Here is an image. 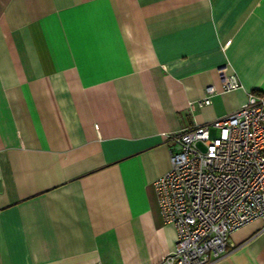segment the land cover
<instances>
[{
    "label": "crops",
    "instance_id": "1",
    "mask_svg": "<svg viewBox=\"0 0 264 264\" xmlns=\"http://www.w3.org/2000/svg\"><path fill=\"white\" fill-rule=\"evenodd\" d=\"M225 62L240 87L221 88ZM249 93L264 94V0H0V264H163L166 133ZM227 250L208 264H264V221Z\"/></svg>",
    "mask_w": 264,
    "mask_h": 264
},
{
    "label": "built area",
    "instance_id": "2",
    "mask_svg": "<svg viewBox=\"0 0 264 264\" xmlns=\"http://www.w3.org/2000/svg\"><path fill=\"white\" fill-rule=\"evenodd\" d=\"M223 90L240 87L225 62L217 69ZM217 92L188 102L192 112ZM170 169L153 181L160 213L177 231L176 247L163 264H208L222 258L232 231L264 221V94L204 123L166 133Z\"/></svg>",
    "mask_w": 264,
    "mask_h": 264
}]
</instances>
